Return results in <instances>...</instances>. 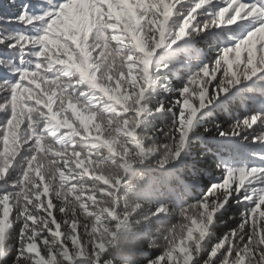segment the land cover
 <instances>
[{
  "label": "snow or ice",
  "instance_id": "snow-or-ice-1",
  "mask_svg": "<svg viewBox=\"0 0 264 264\" xmlns=\"http://www.w3.org/2000/svg\"><path fill=\"white\" fill-rule=\"evenodd\" d=\"M9 13L22 30L0 32V264H264V0ZM202 133L256 145L257 163L217 157L202 179ZM153 166L166 191L145 199Z\"/></svg>",
  "mask_w": 264,
  "mask_h": 264
},
{
  "label": "trees",
  "instance_id": "trees-1",
  "mask_svg": "<svg viewBox=\"0 0 264 264\" xmlns=\"http://www.w3.org/2000/svg\"><path fill=\"white\" fill-rule=\"evenodd\" d=\"M214 2H218V0H214ZM167 55L168 53H165V56ZM246 55L247 53L242 54L241 58L243 59L244 57H246ZM185 79H187V77H185ZM253 90L259 91L260 86H256ZM243 112H244L243 104L234 105L230 109L228 116L219 117L218 122H220L225 129H229V123H234L235 122L234 118L238 117L239 115L242 116ZM0 117H2V115ZM202 134L203 137L201 138V140H197L194 143L193 151L196 153L198 160H202V157H200V153L202 151H204L205 149L208 151V156H206L203 159V161L198 164V168L201 169V171L204 173L202 177V179L204 180L211 178L209 175L210 173L218 174L216 172L215 163H214L217 157H223L225 159H230L237 162L240 160H244L247 157L249 146L252 145L251 143L243 142L240 139H238L239 141L236 142L232 138H221L218 136H210L207 133H202ZM201 143L204 144L205 146L204 149L201 148ZM0 150H2V148H0ZM185 179H188V176H185ZM166 182H167L166 173L163 170L153 166L152 168L147 170L146 179L143 185L141 186L140 190L137 192V195L145 199H148L151 198L152 195H154L157 191L165 192ZM147 206L148 205L145 203V208H147ZM229 215H234L238 217V213L235 212L234 210L230 211ZM57 219H62L59 216V213H57ZM173 222H175V220H173Z\"/></svg>",
  "mask_w": 264,
  "mask_h": 264
},
{
  "label": "rangeland",
  "instance_id": "rangeland-1",
  "mask_svg": "<svg viewBox=\"0 0 264 264\" xmlns=\"http://www.w3.org/2000/svg\"><path fill=\"white\" fill-rule=\"evenodd\" d=\"M246 53V52H245ZM2 114H0V116H1ZM236 139H239V138H236Z\"/></svg>",
  "mask_w": 264,
  "mask_h": 264
},
{
  "label": "bare ground",
  "instance_id": "bare-ground-1",
  "mask_svg": "<svg viewBox=\"0 0 264 264\" xmlns=\"http://www.w3.org/2000/svg\"><path fill=\"white\" fill-rule=\"evenodd\" d=\"M241 33V32H240Z\"/></svg>",
  "mask_w": 264,
  "mask_h": 264
}]
</instances>
